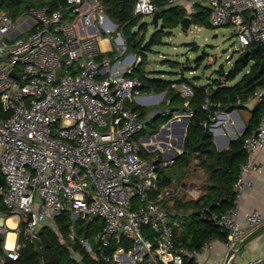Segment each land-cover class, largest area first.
Here are the masks:
<instances>
[{
  "label": "built area",
  "instance_id": "1",
  "mask_svg": "<svg viewBox=\"0 0 264 264\" xmlns=\"http://www.w3.org/2000/svg\"><path fill=\"white\" fill-rule=\"evenodd\" d=\"M37 1L42 4L16 16L0 8V175L4 185L0 199L5 206L0 211V264L18 257L20 232L30 237L42 224L55 226L54 218L65 211L70 217V239L76 238L74 226L79 219L103 220L93 241L78 239L104 262L182 264L188 258L204 264L199 256L213 249L214 238L204 240L199 249L176 248L173 228L179 226L182 214L163 206L175 189L170 184L157 190L159 169L172 166L183 153L182 119L192 113H173L174 120L182 117L180 131H172L169 127L175 122L168 120L170 125L161 124L160 131L148 139L136 138L150 115L140 117L130 104L145 106L153 93L142 92L141 81L127 75L141 58L131 55V62L125 63L130 55L117 23L98 0H54V9L53 0ZM201 1L209 9L210 25L229 26L242 46L252 42L264 46V0ZM181 3L191 16L198 0H167L165 7ZM63 8H68L64 14ZM156 11L159 8L152 0H136L133 6L135 15ZM179 89L183 97L193 94L185 83ZM251 97L263 102V111L243 140L246 157L233 185L234 206L225 211L206 206L201 211L202 218L227 233L229 248L264 220L260 211L252 209L243 222L238 204L250 175L264 169L257 157L264 148V87L256 88ZM210 104L206 97L202 108L209 111ZM214 117L209 115L211 120ZM203 126L212 131V124L203 122ZM142 149L154 154L144 157ZM9 217L16 223L10 247ZM124 242L131 247L126 249ZM113 243L112 253H106ZM243 264H264V257Z\"/></svg>",
  "mask_w": 264,
  "mask_h": 264
},
{
  "label": "trees",
  "instance_id": "2",
  "mask_svg": "<svg viewBox=\"0 0 264 264\" xmlns=\"http://www.w3.org/2000/svg\"><path fill=\"white\" fill-rule=\"evenodd\" d=\"M105 13L117 23V28L124 36L127 44V51L140 56V62L127 73L130 77H136L141 81V91H153L155 93L164 92V100L161 112L169 110V113L162 115L157 113L149 118V133L158 131L161 124L166 123L174 112H191L186 128L183 142V153L175 157L174 164L170 167L159 169L157 190L172 183L168 168L175 165L186 167L192 158L198 159V165L205 174V192L197 198L183 201L178 198L166 200L163 204L165 208L175 213H181L182 218L179 226L173 228V237L176 248L199 249L207 238H214L225 241L227 233L222 231L212 221L202 218L201 211L208 206L212 210L225 211L234 206L235 191L233 185L239 174L240 164L245 160L246 152L243 149V140L258 124L263 111V102H260L253 110L246 129L242 135L231 140L228 147L217 150L213 142V134L208 128L203 126V122L209 125L214 120L209 118L215 116L218 110L231 111L241 107L237 100L243 103L253 94L258 87H264V70L258 77H254L260 65L264 63V46L257 42H252L245 46V50L235 60L232 67L224 72L219 69L220 78H215L208 84L197 83L193 80L196 77L187 78L184 73L179 78L170 80L160 77L149 76L144 62L146 52L155 45L162 43L164 36L169 34L168 30L178 26L182 18L186 15L183 8L172 6L165 7L167 0H152L159 8L161 17V27L149 36L147 33V23L140 22L141 16L133 13V6L136 0H98ZM42 4L37 0H0V8L16 16L20 12L27 10L31 6ZM52 9L56 2L53 0ZM209 9L204 6L196 7V11L191 14L190 22L201 27L214 28L208 21ZM248 54L244 56V53ZM111 55V53H109ZM237 76L240 78L231 85ZM185 83L193 91L192 96L183 97L179 85ZM208 86V91H206ZM208 97L210 101L209 111L202 108L204 99ZM187 104L185 105V102ZM131 108L138 111L140 117L146 118L147 108L136 103L130 104ZM143 129L141 132H145ZM140 132V133H141ZM141 136L138 134L136 138ZM143 136V135H142ZM154 152L142 149V155L149 157ZM4 186V185H3ZM0 211H5V206L0 199ZM173 217L172 215H169ZM55 226L42 224L36 231L42 247L43 264H113L104 262L99 256H93L80 244L79 237H86L93 240L95 235L102 229L103 220L99 217L91 221L79 219L74 226L76 238L70 239L69 212L65 211L54 218ZM20 227H22L20 225ZM148 235L149 231H144ZM20 248L16 259L7 258L4 264H40L34 246L30 242V237H25L21 232L18 234ZM2 236L0 235V249ZM126 249L131 245L129 242L123 243ZM105 249L106 253H112L115 248ZM71 251L74 255H71ZM79 257V258H77ZM182 264H195L192 259L184 258Z\"/></svg>",
  "mask_w": 264,
  "mask_h": 264
},
{
  "label": "rangeland",
  "instance_id": "3",
  "mask_svg": "<svg viewBox=\"0 0 264 264\" xmlns=\"http://www.w3.org/2000/svg\"><path fill=\"white\" fill-rule=\"evenodd\" d=\"M139 16H141L140 22H146L148 25L145 35L146 38L151 36L155 30L160 29L162 23L161 17L158 18V24L156 26L153 22L154 14H142ZM165 30H168L169 34L163 37L162 43L155 45L146 52V60L144 62L149 74H156L157 77L163 79H171V76L178 78L184 73L187 78H198L193 80L195 82L200 81L201 83H206L212 81L215 78H220L219 69L227 72L240 56L241 52L245 50V46L240 45L236 35L232 33L229 26L206 28L191 24L188 29L184 30L179 24L174 28ZM128 53L133 54L127 51ZM170 72L174 73L171 74ZM226 84H230V82ZM144 93H147V91ZM147 100L149 101L145 105L148 109L146 112L147 116L150 115L151 117L156 115L158 111H162L164 97L159 95V93H153V96ZM155 110L158 111L153 112ZM237 112L242 119H244V115L247 113L241 109H237ZM170 120L173 121L174 119L171 118ZM178 120L175 122L176 124L169 127L172 131H176V129L180 131L181 122L180 119ZM144 129L146 131L139 134L145 137L153 136L160 131L159 127L157 132L150 134L148 132L150 130L148 124L145 125ZM162 132H169V130ZM235 133L239 135V132L235 131ZM228 139L231 140L229 137ZM173 140L175 141V138ZM196 167L197 160L192 159L189 167L191 170L182 180H187V178L195 180L203 179L200 171L201 168ZM170 173H172V179L174 180H179L183 176L182 170H175V172Z\"/></svg>",
  "mask_w": 264,
  "mask_h": 264
},
{
  "label": "crops",
  "instance_id": "4",
  "mask_svg": "<svg viewBox=\"0 0 264 264\" xmlns=\"http://www.w3.org/2000/svg\"><path fill=\"white\" fill-rule=\"evenodd\" d=\"M174 6L183 8L187 12V7L185 3L177 4ZM198 6L207 7V5L201 0H198L196 7ZM101 44L103 47L107 45L104 40L101 41ZM128 55L130 56H128L125 59L126 64H129L131 62L132 60L131 55L133 54L128 53ZM170 73L173 74L174 72H170ZM149 76L157 77L156 74H149ZM171 77L172 78L170 80L177 79V77L175 76H171ZM239 78L240 76H237L234 81L230 82V84H227V85L233 84ZM209 82L201 83L200 81H197V83H201V84H208ZM147 93H155V92L147 91ZM159 95L164 97V92L159 93ZM240 104H241V107L234 108L231 111L218 110L215 113L216 115L214 118L215 119L217 118V120L214 119V123H212L211 132L213 134V142L217 150H222V149L227 148L231 140H234L238 136L242 135V133L246 129V126L249 123L253 110L258 104H260V102L250 96L247 101L243 103L240 102ZM237 109H241L242 111L244 110L245 113L247 112L244 115V119H242L241 116H239ZM173 121L177 122L178 120H173ZM235 131L239 132V135H237ZM141 137H145V136H141ZM228 137L231 138V140H229ZM143 139H148V138H143ZM146 151L148 150L146 149ZM257 157H258V161L264 165V148L260 151ZM192 159L197 160L196 168L200 169L198 165V159L197 158H192ZM192 159L189 165L186 167H179L175 165L169 168V170L168 169L166 170V172H175V170L183 171V176L181 177V179L179 180L172 179L171 185L174 187L175 192L167 200L171 198L172 199L178 198V199H182L183 201H186V200H190L193 198H197L205 192V174L202 169H200V171L203 175V179L195 180L192 178H187V180H182L184 177H186V175H188V173L191 170V168L189 167L191 165ZM171 177H172V173H171ZM249 179H250V184L245 187L244 192L240 196V199L238 202L240 216L243 222H245L244 220L245 214L252 209L260 211L264 218V169L259 173L253 172L250 175ZM166 209L168 210V208ZM168 219L170 221L174 220V218L171 216H169ZM7 224H8V220H7ZM262 225H264V220L260 225L255 226V227H250L247 230L245 236L241 240L238 241L235 247H233V249H235L236 252L230 257L228 264H243L245 261H249L257 257H262V256L264 257V228H261ZM15 236H16V233H15ZM147 236L150 237L149 234ZM226 240L222 241L219 239H213V244H214L213 249L209 252L201 253L199 256L200 260L204 262V264H212V262L215 260L218 261L220 264H224L225 259L227 258L228 251L231 249L226 245ZM71 255L75 256L74 252L71 251ZM93 256H97V255H93ZM193 262L196 264L194 260ZM113 264H116V263L113 262Z\"/></svg>",
  "mask_w": 264,
  "mask_h": 264
},
{
  "label": "water",
  "instance_id": "5",
  "mask_svg": "<svg viewBox=\"0 0 264 264\" xmlns=\"http://www.w3.org/2000/svg\"><path fill=\"white\" fill-rule=\"evenodd\" d=\"M68 11V8H63V9H61V12L64 14L65 12H67ZM158 18H159V11H156L155 13H154V18H153V22L156 24V26H157V24H158ZM190 16H184L183 18H182V20H181V23H180V26L184 29V30H186V29H188L189 27H190ZM248 54V51H246L245 53H244V56H246ZM264 70V63H262L261 65H260V67L258 68V70L255 72V74H254V77H258L261 73H262V71ZM10 74L12 75V76H14V77H18L17 76V74H16V72L14 71V70H11L10 71ZM156 111H158V110H155V111H153V112H156ZM188 122H189V117H185V118H183L182 119V123H183V125H184V127H182V132L184 133V132H186V128H187V125H188ZM173 123V122H172ZM171 123L169 122H167V123H165V125L164 126H168V125H170ZM142 138H148V137H142ZM3 186V180H2V177H1V175H0V187H2ZM261 228H264V225H262L261 226ZM30 242L32 243V245L34 246V250H35V252L37 253V255H38V258H39V262H40V264H43V257H42V247H41V243H40V240H39V237L36 235V234H33V235H31L30 236ZM235 252H236V250L235 249H233V248H231L229 251H228V254H227V258L225 259V263L224 264H228V261H229V259H230V257L233 255V254H235Z\"/></svg>",
  "mask_w": 264,
  "mask_h": 264
},
{
  "label": "bare ground",
  "instance_id": "6",
  "mask_svg": "<svg viewBox=\"0 0 264 264\" xmlns=\"http://www.w3.org/2000/svg\"><path fill=\"white\" fill-rule=\"evenodd\" d=\"M14 222H15V219H14V217H9L8 218V224H9V227H11L12 229H9V231H8V234H7V237H8V239H7V246L8 247H10V246H12V244H13V240L15 239V232H14V228H15V224H14Z\"/></svg>",
  "mask_w": 264,
  "mask_h": 264
},
{
  "label": "flooded vegetation",
  "instance_id": "7",
  "mask_svg": "<svg viewBox=\"0 0 264 264\" xmlns=\"http://www.w3.org/2000/svg\"><path fill=\"white\" fill-rule=\"evenodd\" d=\"M14 224H15V222H14ZM11 228V227H10ZM12 229V228H11ZM14 230V229H13ZM14 232H15V230H14Z\"/></svg>",
  "mask_w": 264,
  "mask_h": 264
}]
</instances>
